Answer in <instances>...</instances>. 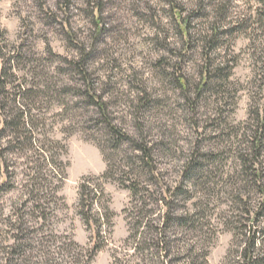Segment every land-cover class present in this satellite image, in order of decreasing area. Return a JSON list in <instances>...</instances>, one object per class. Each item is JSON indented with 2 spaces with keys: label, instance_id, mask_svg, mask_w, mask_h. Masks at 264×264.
<instances>
[{
  "label": "rangeland",
  "instance_id": "1",
  "mask_svg": "<svg viewBox=\"0 0 264 264\" xmlns=\"http://www.w3.org/2000/svg\"><path fill=\"white\" fill-rule=\"evenodd\" d=\"M67 1L66 7L56 0H0L3 42L7 51L21 53L15 84L30 88L31 137L4 152L0 264H86L94 242L99 247L88 264H245L241 252L249 234L240 226H252V219L246 220L240 200L254 212L261 199L239 156L252 152L246 128H255L254 111L264 114V30L258 24L264 2L175 0L188 19L185 41L167 0ZM92 5L99 6L98 27ZM202 7L206 15H195ZM47 9L56 21L45 19ZM65 20L72 39L90 54L91 80L113 123L151 147L164 187L175 186L183 162L197 150L203 165L192 173L190 197L178 196L169 209L187 216V224H162L164 200L133 199L111 173L102 176L105 152H117L118 162L131 149L106 142L92 122L96 115L77 110L67 92L80 83L67 65L79 54L61 28ZM212 23L219 34L208 58L228 79L204 94L194 111L174 86L172 65L180 62L192 89L204 62L200 35H210ZM142 100L148 105L140 108ZM262 144L257 163L264 181ZM143 182L162 195L161 185ZM81 184L90 208L80 204ZM149 223L158 230L150 232ZM255 226L264 227V216ZM136 228L141 237H163L161 249H139Z\"/></svg>",
  "mask_w": 264,
  "mask_h": 264
},
{
  "label": "trees",
  "instance_id": "2",
  "mask_svg": "<svg viewBox=\"0 0 264 264\" xmlns=\"http://www.w3.org/2000/svg\"><path fill=\"white\" fill-rule=\"evenodd\" d=\"M56 1H58L60 5L68 2L67 0ZM86 1L90 3L92 2V0ZM167 1L173 11L172 15L175 17L174 21L176 30L183 39L185 38L184 40L186 41L188 37V19L181 17L182 6L180 3L175 2V0ZM258 1L264 2V0ZM64 6L67 7V4ZM93 7L94 5H92V10L89 13L92 17V21L94 22L93 24L98 27L99 6L97 5L94 8ZM43 14L46 20L50 22L54 20L56 21V15L51 14L50 10L48 11L47 9V12H44ZM194 14H200L202 17L206 15L205 9L202 7V9H199V11ZM258 21V24L264 30V14ZM60 25L61 28L65 30L67 37L70 38V44L78 48L79 56L67 61L70 72L77 77V81L80 83L67 88V92L77 99L75 101L77 110L81 111V113L84 112L96 115L92 122L95 123V126L102 135H106L108 137L106 142L110 141L114 148H121L123 145H128L131 149V152H124V156L119 159L118 162H116V158L118 157L117 152H105L104 158L106 159L107 164L106 170L102 176L110 177L109 175L111 173L112 179L121 187L129 190L133 199L136 198L141 201V199H145L148 196L152 197L154 200H164L167 206V211L164 214L162 224L165 225L169 222L172 223L174 219L179 220L182 225L187 224L189 222V218H187V216H173L171 211L169 212V209L173 206L174 199L178 196H185V198L190 197L188 195L189 189L187 186L192 180V173L196 169L200 171L203 165L199 164L197 161V150H195V154H192L191 158L186 159V161L183 162L179 174V180L175 186L171 189L164 187L162 185L161 176L157 172L153 163L151 147L148 146L147 143L139 142L137 138L123 131L113 123L107 108V101L105 100V97L101 92L97 91L93 81L91 80V74L87 66V59L90 55L89 52H86L83 44L81 45L79 42L77 43L72 39V32H70V28L66 20L64 23H60ZM211 25H213V27L211 28L212 33L210 35H200V40H202V46L204 48V62L201 68L200 78L198 82L192 86V89L190 88L186 76L183 74V66L180 65V62L172 65V69L174 70L172 73V75L174 74V86L184 93V97L188 101L187 103L189 104V108H194V111H196L195 107H197L198 102L202 99L204 94L211 90H219L220 87H224L221 85H225L228 79L227 74L222 75L220 72L222 68H216L214 70L211 68L208 54L217 45L219 34L214 27V23ZM2 32L3 31L0 30V175L2 174L1 169H3L5 159L4 152H9L19 148L25 141L30 140L31 138L28 137V135L30 136L28 122L29 104L25 101V97H29V95L26 96V94H29L30 88H28V86L26 88V84H24V82L23 84L21 82L15 84V81H17L15 72H17L18 64L21 63V53H17L15 51H12L11 53L10 51H7V44L3 42ZM190 97L192 98L190 99ZM147 105V101L142 100L140 102V108L146 107ZM254 115L252 125H254L255 128H246V131L250 132L252 136L250 140L252 152L240 154L239 159L241 160L243 168L241 170L243 171L242 173L247 179H249L251 187L255 188L260 195L261 207L253 212L249 201L246 200L245 202H242L240 200L241 205L245 208L244 214L247 216L246 220L250 221V219H252L250 222L252 223V226L249 224H245V226L243 224L240 226L243 230H245V232H247V234H249L248 238H246L244 242L241 257L244 259L245 264H264V249L262 248L264 246V227L257 228L255 226V223L258 222L259 216H264V181L262 180L261 168L257 163L258 155L261 152L264 139V114L260 113L259 110H255ZM4 139H6V142L5 144H2ZM114 175H118L119 178H115ZM143 176L147 177L145 179L142 178L143 181H150L152 182V185H156V183L161 185L162 195H157L154 190H151L149 186L144 184V182L141 181V177ZM5 183L6 182H2L1 185L3 186ZM85 190L86 186L81 184L79 201L81 206L88 205L87 207L90 208L91 204H86V196L84 194ZM251 215H253V217ZM136 227H138V225ZM148 227L150 232L158 230V228H154L155 226L150 225V223L148 224ZM140 234L142 233L138 232V228H136L133 233V238L135 237L136 239L138 237L137 235L140 236L136 242V245H140L139 249L141 248V250L145 251H148L150 248H154L155 250L161 249L160 243L163 242V237L160 236L159 238L155 235L149 238L151 236L150 234H147L148 236L141 237ZM97 236L98 233L94 231L93 237L96 238ZM98 247L99 245L94 242L90 249L86 251V255L88 257L85 261L86 264L91 261V258ZM80 249L82 250L81 247Z\"/></svg>",
  "mask_w": 264,
  "mask_h": 264
}]
</instances>
